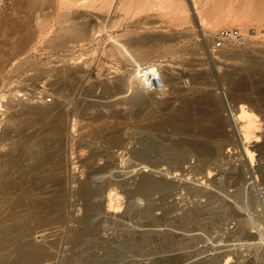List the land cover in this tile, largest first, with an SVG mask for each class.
Masks as SVG:
<instances>
[{"label": "rangeland", "instance_id": "374dc122", "mask_svg": "<svg viewBox=\"0 0 264 264\" xmlns=\"http://www.w3.org/2000/svg\"><path fill=\"white\" fill-rule=\"evenodd\" d=\"M123 1L127 0H116L108 13L99 6V2L97 7H93L81 6L79 2L78 5H71L74 3L73 0H0V103L2 102L0 104V149L5 143V134L12 129L11 127L14 128L15 125L30 129L35 125L31 119L32 116L24 112V105L32 102L51 105L58 101L60 105H64V114L66 113L63 114L62 123H65L63 140H65V149L67 148L65 158L62 155L59 158L62 162L58 172L61 171L60 177L67 183L69 192L73 190L71 194L74 195H69L68 207L66 206L67 209H65L68 227L75 230L86 214V208L90 205L91 207L106 205L104 196L102 194L100 196L101 184L104 185L105 189L102 191L105 194L108 192L109 196L114 198L113 201L116 202L119 199L123 204L115 209L114 215L111 216L113 220L110 232L112 233L109 234L110 240L107 245H104L106 251L92 249L99 264L107 263L106 258L110 261L107 264H203V260L206 261L209 258L211 262L208 260V264H214V262L215 264H264L263 152L260 148H253L255 143H252L250 149L255 153V162L251 163L246 156L244 158L241 155L236 146L228 145L224 150V153L228 155L220 158L215 166L214 163L206 162L210 159L207 156L202 158L201 155L190 151L188 152L192 155L188 154L187 148L195 139L193 133L190 131L182 134L175 127L177 123L182 125L197 122L209 123V118H201L200 110L209 111L210 115L215 110L221 112L224 108L221 96L228 94L233 101L232 105L237 106L243 103L258 116L257 123H260L258 129H261V134L264 133V21L257 22L255 16L260 9L264 11V1L259 0V2L262 1L259 6L257 0H193V2L166 0V5L160 7L155 5L156 0H150L148 6L140 8L144 0H134L127 18L121 16L120 3ZM196 13L204 18L203 26L195 22L194 14ZM233 29L243 33L245 36L243 43L219 39L218 34L221 30ZM159 34L161 38L167 40L163 45L156 46L158 41H150L151 43L142 41L144 37H159ZM125 39L129 41L136 39L135 43L138 44L133 43L134 46L128 48L135 56L139 51L145 55L150 49H153L154 53L148 58L142 57L143 60L141 59V62L139 60L140 66L132 61L125 63L124 59L116 53V45ZM23 41L24 44H22ZM135 56L133 58H136ZM74 58L75 60L78 58L79 63H76ZM155 64L160 66L162 75L168 81L161 94L157 93L158 100H155L157 102H152L145 109V104L140 105V102L138 103L135 99L137 91L127 89L125 78L127 76L136 78L140 68H150ZM61 68H68L73 72L72 79L69 78L68 81L71 84L61 83L58 76ZM173 78H177L176 82ZM200 80L201 83L204 82L203 80L207 82L201 85ZM54 81H57L56 84ZM230 82H233L232 85ZM146 95L149 96V94ZM146 95L142 94L143 101L145 97V100L148 99ZM52 99L55 101L53 102ZM163 99L165 100L162 101ZM211 99L216 101L213 100V102ZM148 112L153 114L147 115ZM155 123L159 125L153 127L152 124ZM39 127L44 130L49 125L43 124ZM188 127L191 128L190 124ZM261 136L263 139L264 135ZM36 139L40 142L44 141L45 146L49 148L51 145L48 143L53 144L50 133ZM149 140L151 143L148 142ZM32 143L26 147H19L18 153L22 156L27 155ZM146 146L148 150L155 146L157 149L160 148L162 155L166 153V157L164 155L165 158L161 157L160 151L159 153L156 151L158 154L156 152L153 154L154 151H148ZM125 147H129L130 150H126ZM165 147L168 151L163 149ZM228 148L231 152H228ZM176 149L180 150L177 154L173 152ZM169 152L175 153L174 157L177 156L179 159H174ZM94 153L97 157H94ZM118 154L121 156L119 157ZM180 154L186 155L185 164L184 161L181 163ZM94 159L96 167L101 165L102 167L104 165L103 168L106 167L103 173L104 179L101 176L96 182L89 180ZM57 161L58 158H52L47 165L25 175L17 189L12 188L15 193L6 188L0 190V257L2 260H7L5 264H9L13 259L12 251L17 243L11 244L7 250H1L5 240L2 233L8 228L24 224L23 219L17 217L25 213L26 203L35 205L47 203L52 196L50 192L53 189L51 187L53 177L41 176L43 173L53 172L50 168ZM142 164L165 172L163 175L168 176L166 178L161 173L165 179L175 180V183L178 181L179 186L175 189L177 191L173 190L172 196L164 201L167 195L162 193L163 197L159 193L158 196L153 195L157 199L147 196L128 203V198L133 195V192L139 193L135 190L139 177L135 175ZM153 164H161V166L153 167ZM190 165L194 170L188 168ZM167 167L169 170H166ZM215 167L217 168L214 170ZM4 170L6 171V168ZM208 170L212 172L211 180L215 179L213 181L217 182L212 181V185L206 184L204 179L205 185H202L204 178L202 176L208 177ZM148 173L161 177L160 173L152 171ZM13 176L16 178L19 175L16 173L9 177V182L15 179L12 178ZM187 178L190 181L183 183L184 180L182 182L181 179ZM198 178L199 180L201 178L200 182L195 181ZM116 179H120L119 182ZM1 182L3 181H0V186ZM114 182L117 183L114 185ZM180 183L183 184L180 185ZM39 185H42V188ZM84 185L86 188L89 186L95 189L94 192L90 195H79L78 190ZM8 192L11 197L8 196ZM211 203L216 206H212ZM14 206L15 209H13ZM126 206L129 208L127 214L124 213ZM201 206L206 209L202 211L203 213L190 217L191 221L190 219L185 221L184 218H188L185 214L188 215L189 212ZM121 214L123 217L120 216ZM22 217L27 219L26 214ZM252 221L256 222V226L252 227ZM142 237L146 240L144 241L143 238L141 242L139 239ZM251 237L254 238L251 239ZM70 246V244L64 245L65 252L61 254L62 256L56 254L58 256L55 255L54 263L62 262L63 264L62 257L71 253ZM92 246V243H86L84 247ZM103 258L105 261L102 260Z\"/></svg>", "mask_w": 264, "mask_h": 264}, {"label": "bare ground", "instance_id": "6f19581e", "mask_svg": "<svg viewBox=\"0 0 264 264\" xmlns=\"http://www.w3.org/2000/svg\"><path fill=\"white\" fill-rule=\"evenodd\" d=\"M65 1V0H64ZM70 1V0H69ZM75 0H73L74 2ZM152 1V0H151ZM193 2V0H190ZM264 1V0H263ZM79 2V4L81 6H93V7H97V5L99 4V6L104 9L106 12L110 13V9L113 7V5L115 4L116 0H77L76 2L72 3L71 5H78L77 3ZM97 2H99L97 4ZM249 2V1H248ZM258 5L260 6V1L257 0ZM71 3V2H69ZM119 3V2H118ZM134 4V0H127L126 2L123 1L120 3V10L122 11V17L127 18V16L130 14L131 8L133 7ZM150 4V0H144L143 5H140V8H144L146 6H148ZM166 5V0H156L155 5L156 6H162ZM192 4V3H191ZM36 4H34L35 6ZM153 5V4H152ZM164 5V6H165ZM190 5V4H189ZM195 5V3H194ZM257 5V6H258ZM264 6V5H263ZM189 7V6H188ZM195 7V6H194ZM256 7V6H255ZM184 8V7H183ZM260 8V7H259ZM186 9V8H185ZM218 9V8H216ZM184 10V9H183ZM262 9H260L259 12H257L256 16V20L259 23H262L264 21V11H261ZM104 11V12H105ZM190 12V11H189ZM246 12V11H245ZM191 13V12H190ZM67 15V14H66ZM193 15V14H192ZM196 15V16H195ZM252 15V13H251ZM69 16V15H67ZM93 17H95L94 15H92ZM98 16V15H97ZM136 16V15H135ZM195 19L198 23V25L203 26L204 23V18L201 17V14H194ZM252 16V17H255ZM224 17V16H223ZM251 17V18H252ZM66 18V17H65ZM104 18V17H103ZM120 18V17H119ZM98 19V18H97ZM100 20V19H99ZM126 20V19H125ZM255 20V21H256ZM264 23V22H263ZM262 25V24H261ZM77 27V26H76ZM80 27V26H79ZM68 28H66L67 30ZM106 29V28H104ZM84 30V29H83ZM107 31V30H106ZM65 32V31H64ZM100 33V32H99ZM70 34V33H69ZM84 35V34H83ZM163 35V34H161ZM184 35V34H183ZM182 36V35H181ZM187 37L189 35H186ZM82 37V36H81ZM95 37V36H94ZM166 38V37H165ZM56 40V39H55ZM60 40V39H58ZM87 40V39H86ZM158 41L159 43L156 46H160L163 45L164 43L167 42V40H164V38L159 37L158 36H152V37H144L142 38V41ZM25 41V40H24ZM24 41L22 42V44H24ZM63 41V40H61ZM136 41V39H135ZM135 41H129V40H123L120 41V43H118L116 45V53L119 55V57H122L126 62L128 63H132L134 62L135 65H141V59L143 60V58H145V56L148 58V56H150L151 54H153V49H150L147 51V53L145 55H142L139 51V53H136L137 55H133L128 48L131 47L133 45V43H135ZM139 42V41H138ZM148 43V42H147ZM151 43V42H150ZM136 45L138 43H135ZM125 47H123V46ZM141 45V44H140ZM134 46V45H133ZM157 48V47H156ZM137 51V50H136ZM155 51V50H154ZM138 52V51H137ZM135 56L136 58H133V56ZM138 56V57H137ZM261 56V55H260ZM82 57V56H81ZM80 57V60L82 59ZM143 57V58H142ZM138 59V60H136ZM71 60V58H70ZM75 60V58H74ZM84 60V59H83ZM82 60V61H83ZM140 60V62H139ZM2 61V60H1ZM78 58L75 60L76 63L78 62ZM198 61V60H197ZM81 62V61H80ZM263 62V60H262ZM199 63V62H198ZM144 64V63H143ZM154 65V63H151ZM150 64V65H151ZM185 64V63H184ZM196 64V63H195ZM264 64V63H263ZM133 65V64H132ZM197 65V64H196ZM200 65V64H199ZM205 65V64H204ZM260 66V64H258ZM70 66V65H69ZM128 66V65H127ZM131 66V65H130ZM201 66V65H200ZM203 66V65H202ZM1 67V66H0ZM65 67V66H64ZM159 67V68H158ZM264 67V66H263ZM72 68V67H71ZM85 68V67H84ZM139 68V67H138ZM62 70L59 71L58 76L59 79L62 82H67L69 81V78L72 79V75L73 72H71L68 68H61ZM141 69V70H140ZM140 72L136 75V78H128V76L125 78V84L127 86V89H131V91L135 92L137 91V97L135 98L136 101H138V103L141 105L142 103L145 104V109H147L152 102H157L155 101L157 99V93L161 94V92L164 90L163 87H165V85L167 84V79L162 75V71L160 70V66L155 64V66H151L150 68H147L148 71V75H154V77H156V75H160L159 79L161 82V89H158L156 91L153 92H148L145 88V84H144V68H140ZM260 69V68H259ZM72 70V69H71ZM86 70V69H85ZM235 70V69H234ZM73 71V70H72ZM190 71V70H189ZM84 72V71H83ZM197 72V71H196ZM200 72V71H199ZM169 73V72H168ZM198 73V72H197ZM165 74V72H164ZM200 74V73H198ZM169 75V74H167ZM233 75V74H232ZM171 76V75H169ZM209 76V75H208ZM207 76V77H208ZM231 77V76H230ZM58 78V77H57ZM74 78V77H73ZM164 78V79H163ZM82 79V78H81ZM80 79V80H81ZM174 81L177 79L173 78ZM187 79V78H186ZM191 80V78H189ZM201 79V78H200ZM172 80V78H171ZM197 80V78H196ZM230 80V79H229ZM58 81V80H57ZM56 81V82H57ZM75 81V80H74ZM73 81V82H74ZM123 81V80H122ZM185 81V80H184ZM205 82V80H203ZM55 82V81H54ZM55 82V84H56ZM71 82V80H70ZM176 82V81H175ZM191 82V81H190ZM199 82V81H198ZM202 81L200 80L199 83H201ZM203 82V83H204ZM207 82V81H206ZM206 82L204 84H206ZM119 83V82H118ZM194 83V82H192ZM201 83V85L203 84ZM231 83V82H230ZM233 83V82H232ZM231 83V85H232ZM238 83V82H237ZM236 83V84H237ZM51 84V83H50ZM54 84V83H53ZM71 84V83H68ZM67 84V85H68ZM169 84V83H168ZM209 83H207L208 85ZM241 84V83H240ZM63 85H65V83H63ZM66 85V88L68 87ZM110 87V86H109ZM173 87V86H170ZM234 87V86H233ZM238 87V86H237ZM123 88V87H122ZM163 88V89H162ZM166 88V87H165ZM169 88V87H168ZM174 88V87H173ZM176 88V87H175ZM245 88V87H244ZM243 88V89H244ZM77 89V88H75ZM74 90V89H73ZM119 90V88H118ZM176 90V89H175ZM234 90V89H233ZM264 90V89H263ZM128 91V90H127ZM126 91V92H127ZM240 91V90H239ZM243 91V90H241ZM245 91V89H244ZM65 92V91H64ZM68 92V91H67ZM72 92V91H71ZM129 92V91H128ZM62 93V92H61ZM69 93V92H68ZM131 93V92H130ZM151 93V94H150ZM87 94V92H86ZM122 94V93H121ZM132 94V93H131ZM136 94H134L136 96ZM142 94L146 95L148 97L147 100L143 101V96ZM90 95V94H89ZM88 95V96H89ZM124 95V94H122ZM157 95V96H156ZM66 96V95H65ZM121 96V95H120ZM42 98V97H41ZM220 98V97H219ZM250 98V97H248ZM5 99V98H4ZM59 99V98H58ZM70 99V98H69ZM121 99V98H120ZM204 99V98H201ZM221 99L223 101L224 104V108L221 112H219V110H215L211 115L209 113V111L207 112L204 109L200 110L201 113V118L202 119H206L209 118L210 122L209 123H203V122H197V123H185V125H182L181 123H177L176 124V130H178L179 132H181L182 134H187L191 131V133H193L194 136V141L190 144V146L187 148V152L190 151L197 153L198 155H201L202 158H204L203 156H207L210 159L207 160L206 162L208 163H217V161L220 160V158H224L225 155L228 153H224L226 146L228 145H234V147L236 146L238 148V150L240 151L241 155L246 156V158H248L250 160L251 163L255 162L254 159V155L255 153L253 152V150H251V144L255 143V145L253 146V148H260L261 151L263 152L264 155V138L262 139L264 135V133H260L261 129L260 128V123L257 121L258 120V116L251 110L248 109L243 103L240 105H232V102L228 96V94H222ZM240 99V98H239ZM10 100V99H8ZM53 100V99H52ZM118 100V99H116ZM158 100V99H157ZM165 99H163L162 101H164ZM212 101L214 99H211ZM220 100V99H219ZM55 100H53L54 102ZM60 101V100H59ZM98 101V100H97ZM161 101V102H162ZM203 101V100H202ZM216 101V100H214ZM213 101V102H214ZM221 101V100H220ZM253 101V100H252ZM255 101V100H254ZM11 102V101H10ZM14 102V101H13ZM61 102V101H60ZM66 102V101H65ZM87 103V101H85ZM89 102V101H88ZM120 102V101H118ZM135 102V101H134ZM160 102V103H161ZM169 102V101H168ZM195 102V101H194ZM205 102V101H203ZM210 102V101H209ZM211 102V103H213ZM2 103V102H1ZM0 103V104H1ZM15 103V102H14ZM25 103V102H24ZM30 103V102H28ZM93 103V102H92ZM94 103L97 104L96 101H94ZM131 103V102H130ZM137 103V104H138ZM165 103V102H164ZM167 103V102H166ZM200 103V101H199ZM208 103V102H207ZM219 103V102H218ZM240 103V102H238ZM248 103V102H247ZM10 104V103H9ZM23 104V103H22ZM50 104V103H49ZM89 104V103H88ZM94 104V105H96ZM113 104V103H112ZM121 104V103H120ZM204 104V103H203ZM206 104V102H205ZM204 104V105H205ZM215 104V103H214ZM220 104H222V102H220ZM66 105V104H65ZM85 105V103H84ZM91 105V103H90ZM126 105V104H125ZM128 105V103H127ZM202 105V104H201ZM217 105V104H216ZM214 105V106H216ZM64 105H60V103L58 101H56L55 103L51 104V105H47V104H37L36 103H31L29 105H24L23 106V110L24 112L30 114L32 116L31 119H33V121L35 122V125L32 126V128L27 129V128H23L22 126H15L14 124V128L11 127L12 129H9L8 132L5 134V143L3 145V147L0 149V181L2 180L3 182H1V186H0V190L1 189H9L10 191L14 192L13 189H17L16 187L19 186L23 180V178L25 177V175L29 174L30 172H32L33 170L42 168L43 166L47 165L48 163H50L52 158H58V161L55 162V164L53 165L52 168H50L51 170H53V172L51 173H43V175L41 177H53V180L51 183L53 187V189L51 190L50 193H52V196L49 198V200L47 201V203H45L44 205H42V203H39L40 205H35V204H25L24 205V211L27 216V219H24L22 217V215L24 216V214H21V216L18 217L19 219H23L24 224H18L16 226H13L11 228H8V230L4 231L2 233L3 237H5L4 241H3V245L1 246V250H7V248L13 244V243H17L16 248L12 251V255H14L13 259L11 260V262L9 264H56L54 263L55 260V255L56 254H63L65 251L63 250L64 245L70 244L71 249H70V254L69 255H64V262H66V264H94L96 261L98 262V260L96 259L97 257L95 256L94 252H92V249H98V250H104L106 251V247L104 249V245H107L109 239V234L111 235L112 231L110 232L111 229V223L112 220V214L113 211L115 209H118L120 207L121 204V200L119 201H113L109 196V193L106 192V194L102 191L105 188H103V184H101V187H97L100 190V196L101 194L104 196V200L106 205L104 203V206H97L95 207H91L92 205H90L89 207L86 208V214L84 215V217L79 221L78 223V227L75 228V230H71L67 223H68V219H67V215H66V211L65 209H67V203H68V198L69 195H72L71 193H73L72 191L69 192V187L67 188V183L63 182V179L60 177L61 176V171L58 172V170H60L59 166L62 162L61 159H59L61 157V155L65 158V153L67 152V148L65 149V140H63V136H64V132L66 130L65 128V123H62V117L66 114H64ZM134 106V105H133ZM136 106V104H135ZM210 106V105H209ZM213 106V107H214ZM88 107V106H86ZM139 107V105H138ZM201 107V106H200ZM199 107V108H200ZM218 107V105H217ZM258 107V106H257ZM84 108V107H83ZM198 108V110H199ZM216 108V107H215ZM124 109V108H123ZM156 109V108H154ZM219 109V107H218ZM117 110V109H116ZM152 110V108H151ZM187 110V109H186ZM212 110V109H211ZM138 111V110H137ZM155 111V110H154ZM157 112V111H156ZM119 113V112H118ZM133 113V112H132ZM188 113V112H187ZM191 113V112H189ZM199 113V114H200ZM24 114V113H23ZM64 114V115H63ZM117 114V113H116ZM152 115L151 112H148L147 115ZM264 114V113H263ZM115 115V112H114ZM119 115V114H118ZM121 115V113H120ZM146 115V114H145ZM193 115V114H192ZM116 116V115H115ZM187 117V116H186ZM191 117V116H190ZM178 118V117H176ZM194 118V117H193ZM200 118V119H201ZM264 118V117H263ZM174 119V118H173ZM181 119L182 116H181ZM179 119V120H181ZM186 119V118H185ZM198 119V118H197ZM260 119V118H259ZM178 120V119H176ZM178 120V121H179ZM182 121V120H181ZM186 121V120H184ZM163 122V121H162ZM188 122V121H187ZM208 122V121H207ZM261 122V121H260ZM18 123V122H17ZM22 123V122H20ZM168 123V122H165ZM49 125L48 128H45L44 130H41L39 126L41 125ZM190 124V127H188V125ZM259 124V125H257ZM153 127L156 125H159V123H155L152 124ZM26 126V125H25ZM44 127V126H43ZM67 127V126H66ZM170 127V126H169ZM172 127V126H171ZM262 128V127H261ZM5 129V128H4ZM155 130V129H154ZM5 131V130H4ZM125 132V131H124ZM263 132V130H262ZM47 133H50V136H52V141L53 144L48 143V145H51L50 148L46 147L45 144L43 142L38 141L36 138H38L39 136H46ZM127 133V132H126ZM260 135H259V134ZM190 135V134H189ZM192 136V135H191ZM154 140V139H153ZM169 140V139H168ZM51 141V142H52ZM146 141V140H145ZM155 141V140H154ZM159 141V140H158ZM33 142V143H32ZM150 142V140L148 141ZM213 142V143H212ZM29 143H32L29 146V152L27 153V155L25 154V156H22L21 153H18L19 151V147H26L29 145ZM151 143V142H150ZM181 143V142H180ZM260 143H262L261 145H259ZM146 144V142H145ZM153 144V143H152ZM151 144V145H152ZM185 144V143H183ZM129 145V144H128ZM156 145V144H155ZM176 145V144H175ZM181 145V144H180ZM133 146V145H130ZM157 146V145H156ZM155 146V147H156ZM183 146V145H182ZM155 147H151L149 148L150 152L154 151L153 154H155V152L160 151V148H155ZM173 147V146H172ZM175 147V146H174ZM126 148V147H125ZM132 148V147H131ZM147 148V146H146ZM162 148V147H161ZM128 148H126V150H128ZM133 149V148H132ZM166 150V147L163 148ZM168 149V148H167ZM172 149V148H171ZM189 149V150H188ZM229 149V148H228ZM125 150V149H124ZM123 150V151H124ZM130 150V149H129ZM146 150V149H145ZM148 150V148H147ZM148 150V151H149ZM182 150V149H181ZM168 151V150H166ZM170 151V148H169ZM180 150L174 151L176 154L179 152ZM227 151V150H226ZM117 152V151H116ZM119 152V151H118ZM121 152V151H120ZM125 152V151H124ZM146 152V151H145ZM149 152V153H150ZM156 152V153H157ZM161 152V151H160ZM173 152H169V155L173 156L175 155V153ZM182 152V151H181ZM228 152H231L230 149ZM261 152V153H262ZM159 153V152H158ZM157 153V154H158ZM164 153V150H163ZM172 153V154H170ZM186 153V152H185ZM184 153V154H185ZM188 152V154H191ZM121 154V153H119ZM118 156L120 157L121 155ZM123 154V153H122ZM127 154V153H126ZM130 154V153H129ZM143 154V153H142ZM146 154V156L148 155V153H144V155ZM174 154V155H173ZM183 154V152L181 153ZM180 154V155H181ZM94 157H97L96 154H93ZM124 155V154H123ZM161 157L164 155H162L161 152ZM192 155V154H191ZM150 156V155H149ZM157 156V155H156ZM166 157V153L164 155ZM163 156V158H165ZM189 156V155H188ZM114 157V156H112ZM124 157V156H122ZM151 157V156H150ZM160 157V156H159ZM194 157V156H193ZM67 158V157H66ZM116 158V157H115ZM157 158V157H156ZM169 158V157H168ZM171 158V157H170ZM177 158V156H176ZM174 157V159H176ZM186 155H181V163L182 161H184L185 164V159H186ZM200 158V157H199ZM123 160V158H121ZM151 159V158H150ZM179 158H177L176 160H178ZM198 159V158H197ZM236 160V159H235ZM204 161V160H203ZM226 161V160H225ZM228 161V160H227ZM226 161V162H227ZM246 161V159H245ZM127 162V160H126ZM205 162V163H206ZM230 162V161H229ZM178 163V161H177ZM180 163V165H181ZM201 163V162H200ZM204 163V162H203ZM206 163V164H208ZM152 164V163H151ZM188 164V163H186ZM189 164H191V162L189 161ZM195 164V163H194ZM198 164V163H197ZM213 164V165H214ZM101 165V164H100ZM123 165V164H122ZM120 165V166H122ZM156 164H153V167ZM183 165V164H182ZM220 165V164H219ZM218 165V167H219ZM252 165V164H251ZM107 166V165H105ZM157 166H161L160 165H156ZM178 166V165H177ZM195 166V165H194ZM203 166V164L201 165ZM216 166V164H215ZM253 166V165H252ZM104 167V165H103ZM102 165L101 166H95V159L93 160V164L91 165V171L89 173V180L95 181L97 179H100V177L102 176V178L104 177L103 173H104V169ZM125 167V166H124ZM129 167V166H128ZM131 167V166H130ZM181 167V166H180ZM178 167V168H180ZM205 167V166H204ZM4 168H6V171L4 170ZM132 168V167H131ZM150 168V169H148ZM172 169V167H170ZM188 168H193V166L190 165V167L188 166ZM202 168V167H201ZM217 167L214 168V170ZM154 169H156L154 167ZM152 169L150 166L148 165H143L137 169L136 171V175L137 177H139V181L136 183L137 187L135 190H138L139 193L133 192V195L128 198V203H130L131 201H136V200H140L142 198H145L147 196H153V195H160L159 193H164V195H167V197L165 196L164 200H167V198L170 196H172V191L175 190L179 185H178V181L175 183V180H168L165 179L168 176L163 175V173L160 170H154ZM170 169V170H171ZM177 169V168H176ZM181 169V168H180ZM183 169V168H182ZM200 169V168H199ZM122 170V169H121ZM166 170H169V168L167 167ZM175 170V168H174ZM194 170V168H193ZM213 170V169H210ZM64 171V170H63ZM156 172V173H161L162 175L165 177L163 178V176H161L160 178H158V176H154L153 174H150L148 172ZM165 171V170H163ZM179 171V170H178ZM182 171V170H181ZM209 171V170H208ZM218 171V170H217ZM49 172V171H47ZM57 172V173H56ZM109 172V171H108ZM170 172V171H169ZM177 172V171H176ZM184 172V170H183ZM189 172L191 173V170H189ZM193 172V171H192ZM16 173L19 175L18 177H12L15 178L13 179V181L9 182V177L11 178L12 175H16ZM118 173V172H117ZM129 173V172H128ZM131 173V172H130ZM147 173V174H146ZM173 173V172H171ZM182 173V172H181ZM180 173V174H181ZM196 173H198L196 171ZM210 173V175H209ZM212 172H208V177L202 176L204 177L202 180V185L205 183L206 184H211V182L213 180H211V175ZM214 173V172H213ZM107 174V173H105ZM123 174V173H122ZM126 174V173H125ZM169 174V173H168ZM178 174V173H177ZM39 175V174H38ZM172 175V174H171ZM215 175V174H214ZM68 176V175H67ZM108 176V175H107ZM106 176V179H107ZM122 176V175H121ZM124 176V175H123ZM134 176V177H135ZM176 176V175H174ZM186 176V175H184ZM40 177V178H41ZM125 177V176H124ZM177 177V176H176ZM201 177V178H202ZM101 178V179H102ZM116 178V176H115ZM175 178V177H174ZM190 178V177H189ZM181 179L182 182L184 180L183 183H185V181H190V179ZM201 178L199 180H195V181H201ZM9 179V180H8ZM43 179V178H42ZM104 179V178H103ZM136 179V178H135ZM133 178V180H135ZM204 179H205V183H204ZM114 180V179H113ZM117 180V179H116ZM120 180V179H118ZM117 180V181H118ZM137 180V179H136ZM180 180V179H179ZM222 180V179H221ZM220 180V181H221ZM46 181V180H45ZM115 181V180H114ZM194 181V180H192ZM31 182V181H30ZM108 182V181H107ZM113 182V181H112ZM119 182V181H118ZM181 182V181H180ZM217 181H213V183H216ZM66 183V184H65ZM91 183V181H90ZM99 183H101L99 181ZM109 183V182H108ZM111 183V182H110ZM109 183V184H110ZM117 182H114V185ZM183 183H180L183 184ZM219 183V182H218ZM95 184V183H94ZM134 184V183H133ZM34 185V184H32ZM106 185V184H105ZM188 185V184H187ZM212 185V184H211ZM40 188H42V185H39ZM214 186V185H213ZM93 187V186H92ZM13 188V189H12ZM49 188V187H48ZM109 188V187H108ZM186 188V187H185ZM202 187H200L201 189ZM34 189V188H33ZM130 189V188H129ZM194 189V188H193ZM192 189V190H193ZM95 189H91L89 188V186L86 188L85 185L81 187L80 190H78L80 193L79 195H90L94 192ZM134 190V191H135ZM27 191V189L25 190ZM34 191V190H33ZM50 191V190H49ZM177 191V190H175ZM174 191V192H175ZM204 191V190H203ZM215 191V190H214ZM24 192V191H23ZM129 192V191H128ZM199 192V190H198ZM211 192V191H210ZM220 192V191H219ZM9 193V192H8ZM15 193V192H14ZM77 193V192H75ZM74 193V194H75ZM77 193V194H78ZM136 193V194H134ZM128 194V193H126ZM177 194V193H176ZM198 194V193H197ZM201 194V193H200ZM199 194V195H200ZM7 195V193H6ZM5 195V196H6ZM98 195V194H97ZM111 195V194H110ZM157 195V196H158ZM174 195V193H173ZM195 195V194H194ZM8 196H10V193L8 194ZM8 196L6 198H8ZM15 196V195H13ZM74 196V195H72ZM129 196V194H128ZM156 196V197H157ZM160 196H163L160 195ZM214 196V195H213ZM217 196V195H216ZM220 196V195H219ZM237 196V195H236ZM11 197V196H10ZM91 197V196H90ZM99 197V195H98ZM154 197V196H153ZM164 197V196H163ZM162 197V198H163ZM198 197V195H197ZM223 197V196H222ZM4 197V199H6ZM149 198V197H148ZM161 198V200H162ZM183 198V197H182ZM86 199V198H84ZM152 199V198H150ZM154 199H157L154 197ZM26 200V199H25ZM153 200V199H152ZM150 200V201H152ZM211 200V199H210ZM216 200V199H215ZM156 201V200H155ZM213 201V200H212ZM222 201V199H221ZM30 202V201H29ZM28 202V203H29ZM34 202V201H33ZM100 202V201H99ZM120 202V203H118ZM123 202V201H122ZM96 203V202H94ZM140 203V202H139ZM224 203V202H223ZM228 203V202H227ZM38 204V203H37ZM137 204V203H136ZM150 204V203H149ZM155 204V203H153ZM210 204V203H209ZM213 203H211L212 205ZM16 205V204H15ZM69 205V204H68ZM138 205V204H137ZM156 205V204H155ZM165 205V204H164ZM202 205V204H201ZM215 205V204H214ZM212 205V206H214ZM23 206V205H22ZM67 206V207H66ZM88 206V205H87ZM133 206V205H132ZM163 206V205H162ZM216 206V205H215ZM71 207V206H70ZM134 207V206H133ZM139 207V206H138ZM156 207V206H155ZM3 208V207H2ZM149 208V207H147ZM168 208V207H167ZM213 208V207H212ZM15 209V206L14 208ZM121 209V208H120ZM130 209H131V204H130ZM136 209V208H135ZM142 209H144L142 207ZM161 209V208H160ZM71 210V208L69 209ZM126 211H124V213L127 214V212H129V208L126 206L125 208ZM140 210V209H139ZM148 210V209H146ZM156 210V209H154ZM153 210V212H155ZM165 210V208H164ZM168 210V209H167ZM185 210V209H184ZM191 210V209H190ZM206 210L205 208L203 209V207H198L195 211H192L190 214L188 213V215L185 214V216H187L188 218H183L186 220L191 221L192 218L190 217H194V216H199L201 213H203L202 211ZM248 210V209H247ZM23 211V212H24ZM144 211V210H143ZM22 212V211H21ZM69 212V211H68ZM150 212V211H149ZM71 213V211H70ZM70 213H68L69 215H71ZM73 214L75 212H72ZM123 213V214H124ZM72 214V216H73ZM117 214V213H115ZM210 214V213H209ZM76 215V214H75ZM114 215V214H113ZM129 215V214H128ZM71 216V218H73ZM119 216V215H118ZM122 216V214L120 215ZM138 216V215H137ZM143 216V215H142ZM204 216V215H202ZM70 217V216H68ZM77 217V216H75ZM114 217V216H113ZM123 217V216H122ZM126 217V215H125ZM130 217V215H129ZM132 217V216H131ZM148 217V216H147ZM138 218V217H137ZM144 218V217H143ZM208 218V217H207ZM215 218V217H214ZM7 220V218H4ZM74 219V218H73ZM139 219V218H138ZM146 219V218H145ZM150 219V218H149ZM178 219V218H177ZM134 220V219H133ZM182 220V219H181ZM210 220V219H209ZM78 221V220H77ZM255 221V220H254ZM252 221V227L256 226V222ZM4 222V221H3ZM154 222V221H153ZM203 222V220H202ZM204 223V222H203ZM208 224V223H207ZM146 225V224H145ZM202 225V224H201ZM242 226V225H241ZM245 227V226H244ZM251 227V226H250ZM249 228V227H248ZM144 229V228H142ZM224 229V228H223ZM253 229V228H252ZM258 229V228H256ZM140 230V229H139ZM225 231V230H224ZM139 232V231H138ZM228 232V231H227ZM248 232V231H247ZM1 233V232H0ZM217 233V232H216ZM151 234V233H150ZM256 234V233H255ZM146 235V234H145ZM149 235V234H148ZM254 235V234H253ZM261 235V233H260ZM251 236V235H250ZM8 237V238H7ZM115 237V236H114ZM245 237V236H243ZM144 237H142V239L140 238L139 240H143ZM150 238V237H149ZM254 238V237H253ZM251 237V239H253ZM263 238V237H262ZM261 238V239H262ZM146 239L144 238V241ZM256 240V239H255ZM129 241V240H128ZM138 241V240H137ZM143 241V242H144ZM250 241V240H247ZM256 242V241H255ZM1 243V242H0ZM86 243H92L93 246L92 247H84L86 245ZM129 243V242H128ZM139 243V242H138ZM237 243V242H236ZM250 243V242H249ZM252 243V242H251ZM127 244V243H126ZM135 244V243H134ZM244 244V243H243ZM255 244V243H254ZM248 246V244H246ZM245 246V245H244ZM251 246V245H249ZM137 247V246H136ZM238 247V246H237ZM243 248V247H242ZM108 249V248H107ZM243 250V249H242ZM9 254V253H8ZM89 254V256H88ZM110 254V253H109ZM86 255V257H85ZM111 255V254H110ZM109 255V256H110ZM134 255V254H133ZM218 255V254H217ZM58 255H56L57 257ZM62 256V255H61ZM129 256V255H128ZM123 257V256H122ZM100 258V257H99ZM213 258V257H212ZM219 258V257H217ZM1 259V257H0ZM59 259V258H58ZM57 259V260H58ZM101 259V258H100ZM99 259V260H100ZM105 258H103L102 260H104ZM222 259V258H221ZM101 260V261H102ZM108 260L109 259H105ZM104 260V261H105ZM110 260L111 262V256H110ZM126 260V259H125ZM128 260V259H127ZM210 260V258L208 259ZM208 260H203V264H206L207 262H209ZM214 260V258H213ZM6 259L5 260H0V264H5L6 263ZM60 261H62L60 259ZM59 261V262H60ZM103 261V262H104ZM107 263H110V261ZM123 261V260H122ZM58 262V261H56ZM63 262V264H65ZM96 262V264H97ZM119 262V260H118ZM125 262V261H124ZM128 262V261H127ZM201 262V261H200ZM211 262V260H210ZM62 263V262H61ZM58 263V264H61ZM102 263V262H101ZM100 263V264H101ZM107 263H102V264H107ZM225 263V262H224ZM8 264V263H7ZM99 264V262H98ZM125 264V263H124ZM127 264V263H126ZM175 264V263H174ZM202 264V263H201ZM208 264V263H207ZM213 264V263H210ZM215 264V262H214Z\"/></svg>", "mask_w": 264, "mask_h": 264}, {"label": "built area", "instance_id": "2783aa9c", "mask_svg": "<svg viewBox=\"0 0 264 264\" xmlns=\"http://www.w3.org/2000/svg\"><path fill=\"white\" fill-rule=\"evenodd\" d=\"M218 37L220 40H233L237 43H243L245 41V36L243 35V33L236 29L221 30L218 34ZM143 74L144 84L147 91L153 92L162 87L158 75H156V77H154V75H148L147 68L144 69Z\"/></svg>", "mask_w": 264, "mask_h": 264}]
</instances>
